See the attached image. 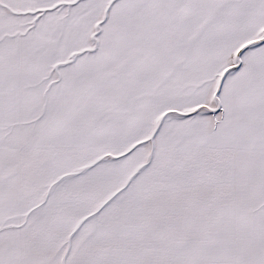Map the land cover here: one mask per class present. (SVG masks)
I'll list each match as a JSON object with an SVG mask.
<instances>
[{"label": "snow or ice", "instance_id": "1", "mask_svg": "<svg viewBox=\"0 0 264 264\" xmlns=\"http://www.w3.org/2000/svg\"><path fill=\"white\" fill-rule=\"evenodd\" d=\"M0 264H264V0H0Z\"/></svg>", "mask_w": 264, "mask_h": 264}]
</instances>
